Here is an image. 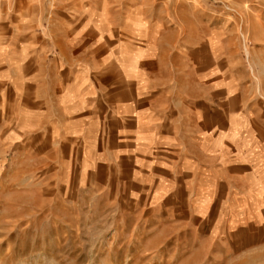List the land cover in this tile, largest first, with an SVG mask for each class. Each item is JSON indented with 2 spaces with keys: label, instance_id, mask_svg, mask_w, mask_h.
I'll list each match as a JSON object with an SVG mask.
<instances>
[{
  "label": "rangeland",
  "instance_id": "rangeland-1",
  "mask_svg": "<svg viewBox=\"0 0 264 264\" xmlns=\"http://www.w3.org/2000/svg\"><path fill=\"white\" fill-rule=\"evenodd\" d=\"M6 29L35 34L40 51L102 61L104 77L128 60L161 90L163 51L168 75L202 85L208 69L216 81L228 71L231 107L264 108V0H0V66L15 49ZM14 120L0 108V264H264V230L211 236L140 199L81 187Z\"/></svg>",
  "mask_w": 264,
  "mask_h": 264
},
{
  "label": "crops",
  "instance_id": "crops-1",
  "mask_svg": "<svg viewBox=\"0 0 264 264\" xmlns=\"http://www.w3.org/2000/svg\"><path fill=\"white\" fill-rule=\"evenodd\" d=\"M4 32L16 37L15 51L1 54L0 108L68 180L140 199L211 236L264 230V108L231 107L228 71L183 82L168 75L162 51L161 90L127 59L104 77L102 61Z\"/></svg>",
  "mask_w": 264,
  "mask_h": 264
}]
</instances>
